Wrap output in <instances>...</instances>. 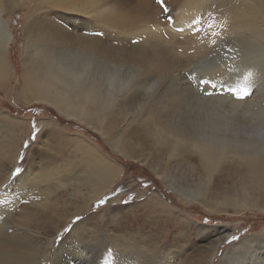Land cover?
Instances as JSON below:
<instances>
[{"label": "rangeland", "instance_id": "obj_1", "mask_svg": "<svg viewBox=\"0 0 264 264\" xmlns=\"http://www.w3.org/2000/svg\"><path fill=\"white\" fill-rule=\"evenodd\" d=\"M93 1L95 4H92L89 11L99 13L101 19L107 10L114 7L113 0ZM163 3L165 8L161 7L158 0H124L121 3V14L129 15L138 22L139 32L133 37L137 42L136 47L148 46L150 42L157 43L156 49L162 50L165 58L178 69L188 64L190 45L188 39L194 33L209 36L213 42L211 43H216V50H213V45V51L208 54L210 60L204 59V63L197 65L196 71L191 72L185 79V84L190 86H186L187 90L180 93L181 96L188 97L181 108L188 113L187 116L183 113L185 115L183 116L182 109L179 111L185 118L181 121L178 113L180 117H177V122L180 121L177 125L179 124L186 132H194L193 126H198L199 128H195L198 133L209 138L217 137L219 142L228 140L238 144V147L252 148L251 150L264 148V74L261 77L257 73L260 76L253 78V74L250 73L256 65L262 67L264 64V30L261 27H244L245 21L250 19V0H163ZM32 5V2L23 3L16 7L12 14L8 12L3 14V19L7 21L12 35V42L6 53L9 78L5 84L0 85V126L5 123L2 117L11 116L17 121L18 126L15 129L19 132L20 142L15 169L12 170L8 181L1 186L0 192H5L6 188L11 191L16 180L30 166L43 164L49 160L59 163L61 147L55 138L56 135L79 138L95 146L111 162L116 173L111 188L80 213L74 208L77 207L79 199L73 197L72 190L68 186L64 190H58L50 198L51 201L63 200L65 204L62 203L57 210H45L50 214L49 219L46 220L48 225L31 227L32 233L29 236L24 235L26 243L33 248L37 246V239L54 238L53 249L49 248L50 255L44 264H52L55 259L54 249L62 243L73 225L79 222L84 226L85 222L88 223L91 233L83 237L84 244L82 245L83 241H81L79 253L69 256L64 250L58 258L60 264H106V258L113 249H120L128 242L129 237L127 238L122 231L123 239L120 238L122 235L116 239V235L120 233L117 229L120 227L126 229L127 233L139 235L129 242L139 240L140 236L150 238L149 247L142 240L140 244L144 243L142 249L148 251L143 254L151 255V258L152 255L155 256L152 259L154 264H163L164 255L165 258L169 257L168 261L172 258L171 264H222V258L234 246L237 248L239 245L247 246L250 245L249 242L256 244L264 239V212L249 207L235 208L231 204L234 199L241 198L242 189L247 183L245 174L239 166L226 162L215 175L213 174L210 183L207 184V180L201 177L203 174L194 158L190 166L184 162H176V159H171L169 162L153 147L152 141L145 138L133 141L129 137L127 151L124 154H117L110 148L106 138L92 129L96 127L94 124H88L91 128L82 122L66 120L53 107L31 101L29 97L26 103L23 81L25 44L23 20L30 8H33ZM80 19L84 20L83 17L78 16L77 21ZM108 29L116 37L133 36L130 34L131 30L130 33L121 32L112 25ZM111 29L114 31L112 32ZM142 38L145 39L143 45L138 42ZM215 66L217 70H212ZM193 68L191 64L183 69L188 71ZM182 80L183 78L179 82H173V88L182 83ZM217 84H219L218 90L210 93ZM247 87L250 90H246ZM189 88L190 92L192 89L195 92L193 95L187 94ZM192 98L199 100L193 105L190 104ZM140 104L146 105L145 100L140 101ZM140 110V107H136L128 111L125 117L117 115L107 134L109 141L116 136L128 134L135 125V117L140 115ZM190 111L193 117L189 114ZM214 120L217 125L212 126ZM39 121H49L53 126L50 129L44 128L39 135L37 128ZM1 129L0 134L3 131ZM126 182H131L135 186L131 192L119 196V200L113 202L120 195L121 185ZM176 184H181L187 191L196 192L197 196L188 194L191 196L181 197L182 190H179ZM170 185L178 190L179 195L174 193ZM253 196L255 200H261L260 204L264 205V193L260 195L255 193ZM150 197L156 200L159 198L158 200L165 205V209L156 211L152 219L143 216L145 211L143 204ZM133 212L136 216L129 217ZM69 214L73 216L69 217ZM122 215L126 220H119ZM167 218H172L175 222H164L163 219ZM143 222H146V225ZM47 227L51 230L48 234L46 233L50 230H46ZM211 227L219 229V237L225 235L219 245L217 244L213 258H210L211 247L217 232L207 229ZM8 230L11 231L12 228ZM155 244L158 248H155ZM151 247H153L152 253H150ZM43 259L40 256L38 261L43 262ZM262 261H264V247L259 245L253 251L239 252L226 264H263ZM143 262L149 261L144 258Z\"/></svg>", "mask_w": 264, "mask_h": 264}, {"label": "bare ground", "instance_id": "obj_2", "mask_svg": "<svg viewBox=\"0 0 264 264\" xmlns=\"http://www.w3.org/2000/svg\"><path fill=\"white\" fill-rule=\"evenodd\" d=\"M113 1V9L107 10L101 19L102 16L99 13L89 11L92 4H95L93 0H0V85L5 84L9 78L6 53L12 42V35L7 21L3 19V14L6 12L12 14L16 7L32 2L33 8H30L23 20L25 42L23 81L26 103L28 99L44 103L53 107L66 120H75L87 125L94 124L95 128L88 126L106 138L110 148L117 154H124L127 151L129 138L133 141L145 138L152 141L153 147L169 162L171 159H176V162H184L190 166L194 158L203 174L201 177L207 180V184L226 162L237 165L242 168L247 183L242 189L241 198L234 199L232 206L242 207V209L249 207L264 212V205L260 204L261 200L256 198L260 200L257 201L253 196L255 193L259 195L264 193V148L251 150L252 148L238 147V144L228 142V140L219 142L217 137L209 138L198 133V130H195L198 126H193L194 132H186L179 124L177 125L182 118H185L182 117L183 113L185 115L188 113L181 108L183 107L181 105L187 102L188 97L183 95V100L180 93L187 90L186 86H190V84H185V79L190 76L191 72L196 71L197 65L204 63V59L205 61L210 60L208 54L216 50V43L212 44L209 36L194 33L188 39L190 44L188 64L186 66L179 64L182 67L177 69L176 65L165 58L162 50L156 49L157 43L150 42L148 46L143 47H136L135 43H132L135 41L133 37L139 32L138 22L129 15L121 14V3L124 0ZM249 10L250 19L245 21L244 27H261L264 30V0H250ZM78 16L83 17L84 20L77 21ZM110 25L121 32L130 33L131 30L130 34L133 36L130 38L116 37L109 32ZM142 40L139 39L138 42L145 41L144 38ZM191 64L194 68L188 70L189 72L183 69ZM256 66L254 70H251L252 72L250 71L253 74L252 77L260 75L263 77L264 64L262 67H259V64ZM215 69L216 66L212 68V70ZM182 78L184 82L182 80V83L180 82L177 87L173 88V82H179ZM218 88L219 84L210 93L217 91ZM192 90L190 92L189 88L190 93L187 94L193 95L195 92ZM192 99L190 104L193 103V105L199 100L198 98ZM142 100H145L147 106L140 104ZM136 107H140L141 110L140 115L135 117L133 128L128 134L116 136L109 141L107 134L112 128L113 119L118 117L117 115L125 117L128 111ZM181 109L182 115L179 113ZM177 114L181 116L178 122L177 119L180 116L178 117ZM2 119L5 123L0 126L3 130L0 134V188L8 181L12 170L15 169L20 142L19 132L15 129L18 126L17 121L11 116H4ZM215 124L217 125L214 120L211 125L215 126ZM52 126L53 124L49 121H39L37 124L39 135L44 128L50 129ZM55 138L61 147L59 163L49 160L43 164L30 166L16 180L14 187L11 188L12 193L7 188L5 192H0V264H44L47 261L50 255L49 248L53 249L54 238L37 239V246L33 248L26 243L24 235L29 236L32 233L31 227H40L47 223L46 220L49 219L50 214L45 210H57L58 206L65 204L60 199L51 201L50 198L58 190H64L66 186L71 188L73 197L79 199L77 207L74 208L78 211L77 213H80L91 202L101 198L115 181L114 167L95 146L79 138L62 135L58 137L56 135ZM164 179L167 178L164 177ZM176 185L179 190H182L180 191L181 197L192 194L197 196L196 192L183 189L181 184ZM134 186L131 182L121 185L120 195L113 202L118 201L119 196L131 192ZM172 189L175 194L179 195L178 190H175L173 186ZM158 199L150 197L143 204L145 218L152 219L156 211L165 209L164 203ZM73 215L69 214V217ZM130 216L132 218L136 216L135 212ZM119 220L126 219L122 215ZM163 221L175 222L172 218L163 219ZM143 223L146 225V222ZM10 228H12L11 231L8 230ZM211 228L207 229L214 233L217 232L211 247L210 258H213L217 244L219 245L225 235L219 237V229ZM45 229L50 230L49 227ZM117 231L120 233L116 235V239L123 232L126 237H129H127L128 242L120 249H113L110 256L106 258V264H154L152 259L155 256L152 255L151 258V255L143 254L148 251L145 252L142 249L144 243L148 247V244H151L149 237L140 236L139 240L129 242L139 235L127 233L122 227ZM50 232L51 230L46 234ZM89 233L91 229L88 223L85 222V226L80 222L74 224L62 243L54 249L55 259L52 264H60L58 258L64 250L69 256L76 252L79 253L84 244L82 239ZM123 237L122 235L120 238L123 239ZM141 240L144 243L140 244ZM81 241H83L82 245ZM27 242H29L28 239ZM120 242L122 243L121 240ZM249 243L250 245L247 246L239 245L240 249L236 246L231 248L222 258L221 263L226 264L239 252L253 251L259 245L264 247V239L256 244ZM115 246L114 241V248ZM155 248H158L157 244ZM152 252L153 247L150 249V253ZM40 256L44 258L43 262L38 261ZM144 258H147L150 263L143 262ZM163 259V264H171L172 258L168 261L169 257L165 258L164 255ZM262 262L264 264V261Z\"/></svg>", "mask_w": 264, "mask_h": 264}, {"label": "snow or ice", "instance_id": "obj_3", "mask_svg": "<svg viewBox=\"0 0 264 264\" xmlns=\"http://www.w3.org/2000/svg\"><path fill=\"white\" fill-rule=\"evenodd\" d=\"M158 2L161 4V7L162 8H165V5H164V3H163V0H158ZM132 43H137L136 41H132ZM241 98H243V97H241ZM31 138V137H30ZM101 203H103V201H101Z\"/></svg>", "mask_w": 264, "mask_h": 264}]
</instances>
